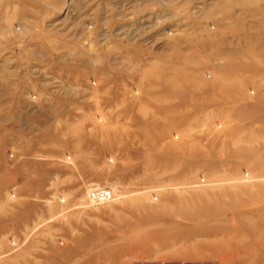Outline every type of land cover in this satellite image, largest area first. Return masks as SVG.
<instances>
[{
	"label": "rangeland",
	"instance_id": "374dc122",
	"mask_svg": "<svg viewBox=\"0 0 264 264\" xmlns=\"http://www.w3.org/2000/svg\"><path fill=\"white\" fill-rule=\"evenodd\" d=\"M0 264H264V0H0Z\"/></svg>",
	"mask_w": 264,
	"mask_h": 264
},
{
	"label": "built area",
	"instance_id": "2783aa9c",
	"mask_svg": "<svg viewBox=\"0 0 264 264\" xmlns=\"http://www.w3.org/2000/svg\"><path fill=\"white\" fill-rule=\"evenodd\" d=\"M112 199V191L110 189H100L91 196V203L95 206L108 203Z\"/></svg>",
	"mask_w": 264,
	"mask_h": 264
},
{
	"label": "bare ground",
	"instance_id": "6f19581e",
	"mask_svg": "<svg viewBox=\"0 0 264 264\" xmlns=\"http://www.w3.org/2000/svg\"><path fill=\"white\" fill-rule=\"evenodd\" d=\"M68 160H69V159H68ZM247 177H248V176H247ZM207 186H208V185H207ZM209 186H210V185H209ZM94 188H95V187H94ZM96 188H97V187H96ZM91 189H92V188H91ZM89 190H90V189H89ZM115 191H116V190H115ZM87 193H88V192H87ZM112 195H113V194H112ZM124 195H125V194H124ZM124 195H123V196H124ZM123 196H122V197H123ZM139 196H140V193H139ZM141 196H142V195H141ZM87 197H88V196H87ZM125 198H126V197H125ZM61 199H62V198H61ZM120 199H121V197H120ZM63 200H64V199H63ZM63 200H62V201H63ZM115 200H116V199H115ZM91 205H92V204H91ZM93 207H94V206H93ZM60 216H61V214H60ZM63 216H64V215H63ZM60 242H61V241H60ZM61 243H62V242H61Z\"/></svg>",
	"mask_w": 264,
	"mask_h": 264
}]
</instances>
